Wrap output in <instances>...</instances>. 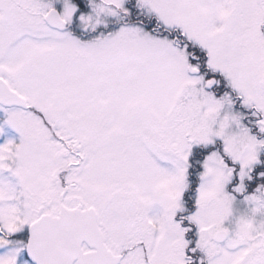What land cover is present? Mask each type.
<instances>
[{"label":"snow or ice","instance_id":"1","mask_svg":"<svg viewBox=\"0 0 264 264\" xmlns=\"http://www.w3.org/2000/svg\"><path fill=\"white\" fill-rule=\"evenodd\" d=\"M0 264H264V0H0Z\"/></svg>","mask_w":264,"mask_h":264}]
</instances>
